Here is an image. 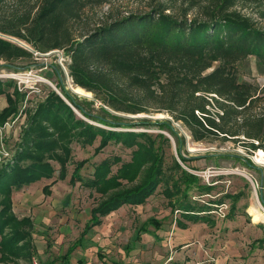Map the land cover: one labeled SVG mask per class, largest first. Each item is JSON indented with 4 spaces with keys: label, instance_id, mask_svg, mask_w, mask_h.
<instances>
[{
    "label": "trees",
    "instance_id": "trees-1",
    "mask_svg": "<svg viewBox=\"0 0 264 264\" xmlns=\"http://www.w3.org/2000/svg\"><path fill=\"white\" fill-rule=\"evenodd\" d=\"M15 1L20 9L0 24V61H4L0 68H17L14 61L34 56L9 36L40 52L63 49L71 59L68 70L74 84L93 93L95 100L84 101L90 106L96 100L101 102L91 111L77 100L78 95L67 93L72 104L91 120L110 127L135 126L140 120L173 130L167 118L122 115L167 112L190 129L195 140H235L246 148L264 151V89L237 76V65L249 57L257 58L264 72V0H206L205 4L202 0H146L147 11L126 15L114 12L116 0ZM103 5L108 10L97 13ZM238 5L253 13H243ZM12 84L0 77V95L6 94L8 102L0 110L1 125L18 110L22 96L17 88L6 90ZM212 103L218 106L215 113ZM24 134L13 161L0 166L2 259H28L35 253L34 223L30 217L19 219L14 214L13 190L52 177L51 160L59 162L65 173L72 160L73 140L92 145L99 139L96 153L113 141L130 149L132 156L130 160L119 155L106 157L88 176L81 170L89 159L76 162L71 182H80L100 195L87 229L125 204H144L159 186H164L171 201L177 197L172 205L191 223H213L214 205L223 203L222 197L202 205L191 201L190 191L209 194L214 185L201 184L197 175L179 163L175 166L178 172L168 175L162 145L152 134L87 122L55 92L30 114ZM160 137L167 140L163 134ZM236 158L255 168L242 154L237 153ZM26 160L31 161L24 164ZM184 220L179 221L180 226L187 225ZM148 223L160 226L155 218ZM141 228L146 231V223Z\"/></svg>",
    "mask_w": 264,
    "mask_h": 264
},
{
    "label": "rangeland",
    "instance_id": "rangeland-1",
    "mask_svg": "<svg viewBox=\"0 0 264 264\" xmlns=\"http://www.w3.org/2000/svg\"><path fill=\"white\" fill-rule=\"evenodd\" d=\"M206 2L201 1L203 4ZM115 3L118 8L114 12H120L121 15L148 10L146 0H116ZM108 8V5H103L96 12H106ZM19 9L15 0H0V24H4ZM237 9L245 14L253 13L246 6L238 5ZM31 51L33 58L14 61L17 68H0V77L13 83L6 85V90L14 92V88H17L22 94L17 103L18 110L3 125L0 124V166L13 161L21 149L30 114L51 92H55L75 109L78 117L87 122L105 128L152 134L157 144L162 145L164 168L168 175L178 172L175 166L179 163L184 169L197 175L201 184L214 185L209 194H203L199 190L190 191L191 201L202 205L208 200L222 197L223 203L213 204V223H191L183 219L182 210L172 205L177 197H173L171 201L164 193V186H159L144 204H125L103 217L102 223L95 225L96 231H93L94 226L87 229L92 208L100 195L80 182H71L76 162L89 159L81 170L83 175L88 176L96 164L106 157L119 155L124 160H130L132 156L130 149L113 141L96 153L99 139L92 145H83L73 140L72 160L67 163L65 173L62 174L59 162L51 160L55 168L52 177L24 185L29 186L39 181L40 187L42 186L40 200L27 208L16 207L15 211L12 208L19 219L27 216L33 223L37 220V227L35 229L34 225L31 233L35 253L28 259L6 260L2 259L0 253V264H65L67 259H70L69 264H264V221H253L248 211L257 200L264 212V164L254 158L260 149L253 150L238 141L214 137L195 140L191 130L182 122L178 126L171 121L174 126L171 130L157 124L141 123L140 120L136 121L138 125L135 126L118 127L93 121L80 112L67 96V93L78 95L77 100L91 111L101 105L99 100L93 106L84 101L83 98L95 100L93 93L90 92L92 97H87L73 90L77 85L70 77L68 64L71 59L65 51L54 49L40 52L32 47ZM0 63L4 61L1 60ZM57 66L61 69H56ZM237 76L240 81L256 82L264 89V72L255 57H249L237 65ZM7 104L6 94H1L0 110ZM210 108L212 113L218 110L216 103H212ZM161 114L163 116L159 117V113H122L130 115L128 117H147L153 120L173 118L167 112ZM50 130L54 132L53 129ZM161 134L167 140L161 139ZM237 153L251 160L255 168L245 165L243 158L237 159ZM180 155H184L187 161ZM30 161L26 160L24 164ZM118 166L119 164L113 166V172H116ZM24 186L13 192L21 191ZM21 201L18 196V204ZM151 218L160 221V226L148 223ZM180 220H184L187 225L180 226ZM145 223L146 231L141 228ZM64 224L70 229L64 227ZM96 234L100 237L94 238ZM70 247L75 250L66 258Z\"/></svg>",
    "mask_w": 264,
    "mask_h": 264
},
{
    "label": "crops",
    "instance_id": "crops-1",
    "mask_svg": "<svg viewBox=\"0 0 264 264\" xmlns=\"http://www.w3.org/2000/svg\"><path fill=\"white\" fill-rule=\"evenodd\" d=\"M39 183H40L39 181L35 182L34 184H31L29 186H24V188H22V190L19 192H17V191L13 192L12 199H13L14 211H15L16 207H19V208L26 207L27 208L29 205L34 204L40 200V194L42 193V186L40 187ZM18 196H20V200H22L20 204H18V202H17ZM34 225H35V229H36L37 220H36V222L34 221ZM97 226H94L93 231H96ZM64 227H67L68 229H70L66 224H64ZM98 237H100L99 234H96L94 236V238H98ZM69 260L70 259H67L66 260L67 262H65V264H69L70 263Z\"/></svg>",
    "mask_w": 264,
    "mask_h": 264
},
{
    "label": "bare ground",
    "instance_id": "bare-ground-1",
    "mask_svg": "<svg viewBox=\"0 0 264 264\" xmlns=\"http://www.w3.org/2000/svg\"><path fill=\"white\" fill-rule=\"evenodd\" d=\"M74 88H75V91L84 94V96L91 94L89 91L85 90L84 88L80 86H75ZM158 116L160 117L163 115L159 113ZM254 158L257 162L264 164V151L261 149L258 150L257 155ZM248 211L252 215L253 221L255 222L264 221V212L261 210L260 206L258 205L257 200L253 202V204L250 206Z\"/></svg>",
    "mask_w": 264,
    "mask_h": 264
},
{
    "label": "water",
    "instance_id": "water-1",
    "mask_svg": "<svg viewBox=\"0 0 264 264\" xmlns=\"http://www.w3.org/2000/svg\"><path fill=\"white\" fill-rule=\"evenodd\" d=\"M8 38L13 39V40H15V41H18V42H20L21 44H24L21 40L15 38V37L9 36ZM24 46L27 47V48H29V49L31 50V47H29L28 45L24 44ZM73 90L75 91V88H73ZM85 90H86V89H85ZM75 92L78 93V94L84 95V94H82V93H80V92H77V91H75ZM89 92H90V91H89ZM91 93H92V92H91ZM85 96H87V97H92L91 94H90V95H85ZM127 116H130V115H127ZM131 117H137V116H131Z\"/></svg>",
    "mask_w": 264,
    "mask_h": 264
},
{
    "label": "built area",
    "instance_id": "built-area-1",
    "mask_svg": "<svg viewBox=\"0 0 264 264\" xmlns=\"http://www.w3.org/2000/svg\"><path fill=\"white\" fill-rule=\"evenodd\" d=\"M168 117H169V116H168ZM169 119H171V121H174V123H175L176 125L180 126V124H181L180 122H181V121H177V120H175V119L172 118V117H169ZM175 121H177V122H175ZM4 154H5V155H8L7 152H5Z\"/></svg>",
    "mask_w": 264,
    "mask_h": 264
}]
</instances>
